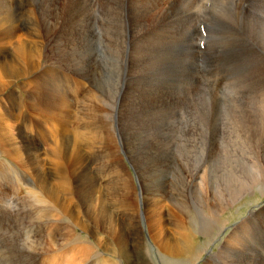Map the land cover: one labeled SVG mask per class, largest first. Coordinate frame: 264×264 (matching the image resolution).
<instances>
[{
	"label": "rangeland",
	"instance_id": "374dc122",
	"mask_svg": "<svg viewBox=\"0 0 264 264\" xmlns=\"http://www.w3.org/2000/svg\"><path fill=\"white\" fill-rule=\"evenodd\" d=\"M27 2H28V5H20V6L10 5L11 7L5 5L6 11L9 10L8 12H11V10L14 9V10H12V13H14L15 15H20V17L24 13H28V12H30L32 15L37 13L36 19L35 18H32V19L20 18L19 20H12V22L18 24L21 27V31L18 33V36H19L18 40H14V42L12 41L10 47H12L11 49H13V50L16 47V51L18 53V47L23 46V41H30L33 39L31 37V34H30L31 32H36L38 34V38L36 39V41L38 42V44H37L38 50H39V54L41 56L40 57L41 63L43 64V65L41 64L42 68L40 67V70H51V73L48 76L43 78V80L45 79V81H47V83L46 84L45 83L40 84V86H41L40 89H42V88L45 89L47 87L48 90H51L54 92L53 94H55L56 97H59L61 95L65 96L69 100V102L71 103L70 104L71 105L70 106L71 113H70L69 117L72 116V118L70 120V128L73 130H71L69 133H65V135L62 136L61 140H58V142L60 141V148H59L60 151L64 152V150L66 148L71 146L73 139H76V141L79 143V145L82 143L80 141V137L82 135L80 136L79 129H80V125L82 123H84V125H86V122H89L90 117H92L89 115H93V116L96 115V117H97L96 119L94 118V120L96 121V122H94V125L97 127L96 133H98V134H95L96 136H94L92 134V136H93V140H94L93 142L94 143L99 142V143L97 144L98 146L95 144L94 148H92V151H89L88 150L89 148H87L86 145L83 146L85 148L83 150H86V148L88 150V151H86V153H88V155H87L88 165L83 166V167L80 166L76 169V171L78 172L77 173L78 176L76 178L78 179V181L80 180L78 182V185L80 183L79 187H81L78 201H80V200L81 201L78 202L74 199L64 201L65 204L63 203V208L60 207V210H59L56 207L54 208L53 207L54 205H52V204H45L44 205V203H42L40 201V197H39L36 189H39L42 191H47V192L51 191L50 193H52V194H55V192H57L58 184L55 183V181L56 180H57V182L59 181L58 178L60 177V175H58V172H59L60 167L58 166L57 162L55 163L51 158V155L54 154V150H55V148H53V146L56 143V139L52 138L51 136H54L53 134H55L56 129L58 127H60L63 123H66L67 120L63 119L60 122V121L56 120V118H54V116L53 117L48 116V117H51V118H48L47 115L43 114L42 112L35 114L31 110V107L27 105V106H25V110H26L29 118L27 117V123H25V121H23V124L26 125L27 128L23 129L22 134H20L16 131V129H15L16 126H14L12 120H7L4 123V125L2 126V130H0V136H1L0 141L3 139L2 140L3 142L2 141L0 142L1 143L0 144V147H1L0 150L2 151V153L0 151V153H1L0 154V264H47V263L48 264H58V263L60 264V262H58L59 261L58 258L60 257L61 254L66 253L67 251H72L75 254L78 252L81 255V261L77 264H85V263L86 264H127V262L125 261L126 258L125 259L122 258L124 256L125 252L121 249V244H125L127 242V237H122L121 240H116V241H113L111 239V237L114 235L116 230L114 227H113V229L110 227V230H107V227L105 226V223L103 221V219H105L107 216L105 213L106 212L105 208H107L106 202L104 201L103 205H101V206H97V207H94L92 209L89 208V203L87 200L88 199V195H87L88 193H87V191H85L86 187H88V185H91V183L93 182L92 180H95V178H96V185L100 186V185H103L105 183V180L102 178L100 180V177H101V175H103V171H104L103 170L104 167L102 165V162L104 163V161H102V160H104V159H102V157L106 155V151L98 150L97 147H100L99 144L100 143L103 144L104 143L103 141H105L104 139L110 135H108L106 132L104 133L103 128L99 129L97 126V122H101L103 120L102 111H103V104L105 102L104 100H105L106 95H108V93H111L113 84L118 80L119 82L121 81L120 83L118 82L119 87H122V86H124L123 83L126 81L125 79H127L126 77L130 76V75H128L127 71L124 70V68L122 69L123 73H121L122 75L124 74L122 77L123 81L112 76V75H114V72H115V70H114L115 52H114L113 47H112L111 55H109L107 53L106 42H104V40L106 41L105 38L107 37V31L105 32V30L108 29L107 26H111V28H113L112 29V31H113L114 26L116 27V24H114L116 22L113 21L114 19L112 18V13L109 14V17L111 19V20H109L110 22H108V20L104 19L105 18L104 10L102 7H101V9H99L100 5H95L93 7V5H89L90 3H84V4H77L76 6L71 7V6H66V5H62V4H54L53 0H27ZM35 7H36V9H35ZM233 7H234V5H233ZM91 8H92V10H91ZM254 9H255V5H253V7H252V12L254 11ZM16 10L19 12L17 13ZM98 11L100 14L98 13ZM84 12H85V14H84ZM124 15H126V14L124 13ZM85 16H87V17L85 18ZM127 17L128 16L126 15V18ZM84 19L86 22L83 21ZM99 19H101L102 24L104 23L103 26H102V24L99 26L97 25L100 23V21H98ZM9 21H11V20H9ZM94 21H95V23H94ZM105 21H107V22H105ZM188 21H190V20H188ZM125 22H126V20H125ZM52 24L53 25L55 24V27H53ZM87 24H88V26H87ZM112 24H113V26H112ZM81 26H82V28H81ZM104 26H106V28ZM92 27H94V28H92ZM102 27L105 29H102ZM49 28L52 29V32L50 31ZM92 30H94V31H92ZM90 31H91V33H90ZM102 31L104 32V34H102ZM46 33H50L49 38H46L45 36H43ZM93 34H95V35H93ZM112 34L114 35V33L112 32L110 37L112 36ZM99 35L100 36L102 35L103 37L102 36L100 37ZM17 37H14L13 39H16ZM7 40L9 41L10 39H7ZM54 40L55 41L57 40V41L55 42ZM112 40H113V38H112ZM125 40L126 41L128 40L127 35H126ZM8 41H6V42L4 41V42L7 43ZM99 41H100V43H97ZM178 43H172L171 45H176ZM91 45H92V47H91ZM2 47H4V46L2 45ZM102 48H103V50H102ZM114 49H115V47H114ZM223 50H224V48H223ZM240 55L228 52V53H226V55L224 54L222 56L221 55L217 56L215 58L216 60L215 59L212 60L213 62L212 61L207 62L206 64L211 65V67H210V70L208 72V75L207 76L205 75V79L203 78V76L201 77L200 74H198L197 77H192V75L190 73V68L186 66L182 57H180L179 55H178L179 59L176 57L169 58L167 60L168 63H166V66L164 69H161L159 71H154V73H153L154 78H155V82L158 85V87H160V98L158 100H156V102L152 103L153 104L152 106H151L150 102H145L146 100H144V101L142 100L143 102L140 100L141 103H140V101H139V103H135L133 105L134 106L133 109L135 112H133L132 115H130L126 120V122L128 124L127 125L128 126L127 132L124 131L121 134L117 133L114 135L115 136L114 139H116L117 147L119 148V151H120V156L122 158L124 170H126V173L128 174L126 176L129 179V185H130V188L132 190L131 200H132L133 205H134V203L135 204L138 203L137 209L138 208L139 209L137 211H139V214H141V212H143V207L140 206L141 204H140L139 196L143 195L145 198L151 199V197L153 198V196H154L153 192L157 193V191H158V192L162 193L161 198L163 197L162 198L163 200L160 198L161 199L160 200V202H161L160 206L164 208V210L162 208L161 211L164 213L163 219L165 221V228L166 229L170 228L169 224L171 223V220H172L171 216L173 215V217L176 216V218L182 217L183 222H184L186 228L188 229V231L190 230V228L195 230L192 234L194 238L192 239L191 235H189L188 239H187L192 246L190 256H186V257L184 256V257H180V258H169V257L159 255L154 250L152 244L146 238V232L144 231V238H146L144 240L145 241L144 242L145 247L142 248V250L140 252V256L137 255L136 256L137 258L133 257V258H131L132 260L130 259L131 264H142V261L144 259L150 261L151 264H210V263L211 264H220L217 262V260H219V259L216 260V258H215V260L210 261L209 260L210 254H212V255L214 254L215 256H217L216 254H217V252H219L220 246H223L224 242H226V239L230 236L232 231L237 230L238 226L241 227V225H247V224L249 225V227L252 226V231L247 233L249 235V237H248V235L246 236L248 242L246 239H245V241L243 240L244 243H241L240 248H238V250H235L237 252L231 251L228 253V251L225 250L228 254L224 253L223 255L225 257H226V255H228L227 261L231 264H264V224H263L264 223V183H260L258 185H255L254 188L252 189V193L244 195L237 202L235 201L234 204H232L231 206H227L224 210H222L223 209L222 205L225 206L226 202L229 203L230 200H233L234 198H236L237 193L242 190L244 184H247L250 181H252L253 179H255V176H257L256 174L264 177V165H263L264 164V160H263L264 159V120H263L264 119V117H263L264 116V78H263L264 77V70L262 68L258 67L257 64L255 63V62H257V63L263 62V60H261L262 55L256 56V54H254L252 57L247 55L246 53H242ZM108 57H110V58H108ZM219 57L222 58L225 61V63ZM239 57L240 58L242 57L241 58L242 60ZM246 58H248V60H246ZM106 59H108V60L110 59V61L108 62V60H106ZM156 59H161V58L157 56L154 58V60H156ZM238 59H240V60H238ZM243 59H245V60H243ZM251 59L255 61V62H253V64H251L252 63ZM110 62H111V67H112V68L111 67L110 68L112 71L109 69L107 70V66H109ZM105 63H107V64H105ZM219 63H220V65H219ZM247 63H249V64L246 65ZM199 64H200V62H199ZM176 66H179V67H176ZM58 67H60V68H58ZM167 67L168 68L170 67V68L168 69ZM249 67H250V69H248ZM256 67L259 71L256 69ZM250 70H252L253 72L252 71L250 72ZM107 71L110 74H111V72L113 73L111 75L112 80L110 79L109 83L107 80L108 76H106ZM254 71H256V72L254 73ZM156 72H158V73L156 74ZM173 72H174V74H173ZM158 76H160L159 79L157 78ZM166 77H168V78H166ZM256 77L258 79L261 78V81L258 80ZM104 80H105V82H104ZM106 81H107V83H106ZM92 82H93V84H92ZM163 82L165 84H163ZM168 82L169 83L172 82V83L169 84ZM261 82H262V84H261ZM167 83H168V85H167ZM257 83H260V84H257ZM22 84H23V80H18L16 82L12 83V85L9 87V89L11 88L10 89L11 91L9 89H7V90L2 92L5 97H7L6 95L11 92L8 95V96H10V97H8L9 102L16 101V98L18 99V96H19L18 100L23 101V98L26 96L25 94L28 93L29 91L22 92V90H20L22 87ZM82 84H83V86H82ZM165 85H167V86L165 87ZM74 86L75 87L77 86L76 88H78V89H76ZM168 86L170 88H168ZM89 88L93 91V93H92V91H90ZM47 89H45V90L48 92ZM171 90H173V91L170 92ZM79 91H80V93H78ZM84 91H86V93L87 92H89V93L85 96V98L82 101L81 100L82 93L86 94ZM168 91H169V93H168ZM95 92H97V93H95ZM94 93L98 97L101 96L102 98L99 97L101 100H103V99L104 100L99 102L100 99L97 98V96ZM88 95L95 101L93 102V100L91 98L89 99ZM169 95L170 96L172 95L171 97H174V98L171 99V97ZM250 95H251V97H250ZM41 96H43V97H41ZM45 96H44V94L41 93V95L39 96V99H41L40 100L41 102L44 101L43 98ZM168 98L171 100H169ZM39 99L36 102V108H38L37 103H40ZM150 99H153V96H151ZM161 99H162V101H161ZM159 100L161 103H159ZM172 100H174V101L172 102ZM185 101H187V102H185ZM90 102L92 104H90ZM96 102H98L99 106H95V105H97ZM101 102H103V104H101ZM11 103H13V102H11ZM81 103H83V105ZM167 103H169V104H167ZM86 104H88V105H86ZM160 104H162V105H160ZM178 105H180V106H178ZM97 107H99V109ZM89 109L91 110L90 112H89ZM37 110H41V109L39 108ZM99 110H100V112H99ZM83 111H84V114H83ZM92 111H94V112H92ZM96 111L99 112V113H97V114H100L99 116H97ZM175 111H177V113ZM245 111H248V112L245 113ZM85 112H86L87 116L85 115ZM171 114L173 117H171ZM211 114H212V116H211ZM83 115H85V116L83 117ZM189 116H191V118ZM243 116H245V117H243ZM214 117L216 119H214ZM248 117L251 119H249ZM220 119H222V121ZM243 119H244V122H243ZM172 120H174V121L172 122ZM186 120H189V121H187L188 123L186 122ZM218 120H219V122H217ZM234 120H237V121H234ZM110 121L113 122L114 126L121 129V124H119V122L121 121V123L123 125V120L121 118L115 117V115H114V118L110 119ZM212 121H214V123ZM28 122H29V124H28ZM220 122H223V123L225 122L226 125H225V123H224V125L227 126V128L223 124H221ZM231 122H233L235 126H237V124L239 123V127L241 126L240 130H238L239 129L238 126L235 127L233 125V123H231ZM236 122H237V124H235ZM178 123H179V125H178ZM8 124H9V126H8ZM214 124H216V125H214ZM217 124L219 125V127ZM256 124H257V127H256ZM199 125H201L205 129H203ZM222 125H223L224 129L221 127ZM129 126H130V128H129ZM229 126H230V128H229ZM242 126H243V128H242ZM247 126H248V128H246ZM102 127H103V123H102ZM131 127H135L136 131H134V129H131ZM220 127H221V129H220ZM233 127L236 128V130H234ZM6 130H7V132H5ZM221 130H222V132H221ZM223 130H224V132H223ZM243 130H244V132H243ZM98 131H100V132H98ZM207 131L209 132V134H207L208 133ZM246 131H249V132H246ZM2 132H4V133H2ZM240 132H242L244 134H242ZM7 133H9V134H7ZM70 133H71V135H70ZM99 133H101V134H99ZM180 133H181V135H180ZM195 134H196V136H195ZM9 135H11V136H9ZM15 135L23 136L24 138L26 137L27 141L23 137H19L22 139V141H21L22 144H20L19 147H21L20 149L22 150V152L24 154L22 153V155H21L22 157L21 156L16 157L13 155L12 152H10V154L15 157V158L13 157L11 160V156L7 155L8 157H6L5 152H4V148L6 150H8L7 145L9 144V140L11 139L10 137H12V136L14 137ZM121 135H123V136H121ZM17 136H15V137H17ZM102 137H104V138H102ZM19 138L17 140H19ZM70 138H72V139H70ZM126 139H127V141H126ZM121 140H124V142ZM125 141H126V144H125ZM4 143L6 144V146ZM106 143H107V140H106ZM121 143H123V144H121ZM127 143H129V144H127ZM172 144L175 146H173ZM123 145H125V146H123ZM126 146H128V147L132 146V147H129L130 149H128V147H126ZM168 146H170V147H168ZM132 149H133V151H132ZM50 150H52L53 153H51ZM214 150H217V151H215L216 153L214 152ZM128 151H129V153H128ZM121 152L122 153L124 152V153L121 154ZM145 152H147V153H145ZM49 154H50V156H48ZM92 154H94V155H92ZM35 155H41L39 157L40 160L38 159L36 161V158H34ZM89 155L90 156L92 155V156L89 158ZM124 155H127V157H129L130 161L133 162V163L132 162L131 163L133 164L135 171L137 173V176L139 179L138 181H137V179H135L136 178L135 171L133 170L131 165L128 163V161L125 159ZM225 155H229V156H225ZM132 156H134L133 159H132ZM47 157H48V159H46ZM92 157H95V158H92ZM225 157H227V158H225ZM228 157L229 158L232 157V158H230L231 160H229ZM19 158L21 159V161ZM50 158H51V161H50ZM14 159H17V160H14ZM18 159L20 162L18 161ZM29 160H31V161H29ZM90 160H91V162H90ZM92 160H93V162H92ZM95 160L99 161L101 163L99 164ZM133 160H135V161H133ZM223 160H224V162H223ZM255 161L257 162V164L255 163ZM145 162H146V164H145ZM26 163L29 164L28 165L29 167L26 165ZM37 163L43 167H40ZM51 163H54L56 165L51 164ZM92 163H94V164H92ZM206 163L209 166H204V165H206ZM98 164H99V166H98ZM46 165H47V167H46ZM31 166L34 168H32ZM50 166H52V167H50ZM101 166H102V168L100 169L99 167H101ZM35 167H36V169H35ZM44 167H45V169H44ZM95 167H96V170L98 169L97 170L98 173L96 171H95L96 173L94 172ZM237 167H238V169H237ZM258 167H260V168H258ZM46 168H47V171H46ZM48 169L49 170L54 169L53 172L58 170V171H56L57 175L55 173H53L52 171H49ZM84 169L87 171H85ZM99 169H100V172L102 174L99 172ZM239 169H241L240 171L242 173L239 171ZM20 170H21V172H20ZM28 170H29V172H27ZM40 170H42V171L40 172ZM90 170H91V173L89 172ZM146 170L148 173L146 172ZM230 170H232L233 172ZM92 171L94 174L92 173ZM255 172H258V173H255ZM40 173L42 174V176H40L41 175ZM138 173L140 176L138 175ZM142 173H144V174H142ZM146 173H147V175H145ZM213 173H214V175H213ZM253 173H254V175H253ZM262 173H263V175H262ZM29 174L31 176H29ZM82 174L84 175L83 177H81ZM191 174H193V175H191ZM240 174H241V176H240ZM69 175H70V172H69ZM69 175H68V177H69ZM94 175H97L98 177L97 176L94 177ZM162 175H163V177H162ZM233 175H235V176H233ZM43 176H45L47 178H45V177L43 178ZM182 176H184V177H182ZM208 176H210L212 179ZM212 176H214V177H212ZM229 176H230V178H229ZM52 177H54V178H52ZM79 177H81V178H79ZM246 177H248V178H246ZM233 178H236V179H233ZM82 179L84 182L82 181ZM197 179H198V181H197ZM42 180L44 182H42ZM205 180H207V184H206ZM226 181L229 183L227 184ZM139 182H141V184ZM142 182H143V184H142ZM46 184H47V186H46ZM139 184H140V191L138 188ZM54 185H56V186H54ZM165 185H166V187H165ZM160 186H161V188H159ZM256 186H258V187H256ZM43 187L45 188V190ZM110 187H112V186H110ZM110 187L107 186V190L104 189L103 191L102 190L99 191L100 193L102 192L103 194H105V196H107L108 200L110 199V191H111ZM141 187H145V188H141ZM152 187L154 189H152ZM200 187H201V189H200ZM47 189H49V190H47ZM147 191H153V192L151 193V192H147ZM210 191H211V193H210ZM146 192H147V194H146ZM66 194H67V192H66ZM163 194L165 195V197ZM158 195L160 196V194H158ZM221 195H223V196H221ZM136 198L138 199V202L135 201ZM83 200H85V201H83ZM200 200H201V202H200ZM71 201H73V203H74L73 205L76 208H78V209L74 208L73 212H71L69 210L67 211V208H66L67 206H69V208L74 207L72 205ZM191 202H193V203H191ZM178 203L181 205H179ZM42 204H43V206H42ZM80 204H82V205H80ZM50 205H52V206H50ZM70 205H72V206H70ZM196 205H198L199 208H198V206L195 207ZM84 207H86V209ZM171 207H173V208H171ZM181 208H182V210H181ZM195 208L197 211L195 210ZM46 209L47 210L49 209L52 211L48 210L49 211L48 212ZM55 210L56 211L59 210V211L56 212ZM98 210H99V212H98ZM83 211H84V213H83ZM41 212L46 213V214H42ZM67 212L68 213L69 212L74 213V216H72L73 214H71V213L68 214ZM57 213H59L61 215H56ZM65 213H67L68 216ZM196 213H197V216H196ZM53 214H54L55 218H53ZM76 214H78V215H76ZM170 214H171V216H170ZM42 215H44V216H42ZM63 215H65V216H63ZM97 215H98V217H97ZM39 216H42V217L39 218ZM58 216H59L60 220L56 219ZM75 216H76V218H74ZM78 216H82V217L80 218ZM43 217L46 219H44ZM50 217L53 218V220L56 219V221L54 220V222H57V223L54 224V222H52L53 223L52 224L50 221H48L51 219ZM199 217H201L204 220V222H203V227L198 228V230H197V228H195V227H196V225H199L198 219H197ZM67 218H68V221H67ZM78 219H80V220H78ZM70 220H72L73 222ZM86 220H87V222H86ZM247 220H249V221H247ZM41 221L44 223H42ZM45 221L47 223H45ZM51 221H52V219H51ZM76 221H78V223ZM79 221H80V224H79ZM61 222H62V224H61ZM65 224H67V225H65ZM68 224H69L70 228L71 227L73 228V229H71L72 231L68 227ZM97 224L99 227L97 226ZM141 224L144 227V224L143 223H141ZM41 225L42 226L46 225V227H44V226L41 227ZM60 225H62V229H61ZM73 225L77 228H74ZM58 227H59V229H58ZM64 228H66L67 231L66 230L64 231ZM51 229L53 232L52 234H51ZM60 229L63 230L62 232L66 233V235L61 233ZM54 232H56V233H54ZM59 232H60V234H59ZM67 233H69L71 235H69ZM62 234H63V237L65 236L64 238L62 236H60ZM32 236H34V237H32ZM73 236L75 239L73 238ZM47 237H49V239H50L49 241H48ZM67 237L68 238L70 237V238L66 240ZM202 237H203V239H202ZM81 238H83V239H81ZM213 238H216L218 240V242H215V244H214L213 240H211ZM70 239H72V240H70ZM45 240H47L48 242ZM51 240H52V242H51ZM46 244L47 245L50 244L48 246V249L52 250V252L48 253L50 250L48 251V249L45 247V246H47ZM43 245H44V247H42ZM74 245L77 246V248H75ZM204 245H206V246H204ZM68 246H70V247H68ZM54 247H56V248H54ZM197 247L201 248V249H198ZM61 248H62V250H61ZM45 249H47V250H45ZM67 249H69V250H67ZM37 250H40L42 253L41 252L39 253V251H37ZM42 250H44V251H42ZM197 250H198V253H197ZM201 250H205L206 252L201 254V256L198 258V260L200 259L199 261L197 260L194 262V259L196 258V256L199 254V251H201ZM36 252H38V253H36ZM45 252H47V253H45ZM229 254L232 257H230ZM50 255L51 256L53 255V256L51 257ZM224 256H222V257H224ZM46 258L47 259L48 258L53 259L54 263H49V259L47 260ZM55 258H57V259H55ZM91 258H92V260H91ZM121 258H122V260H121ZM164 258H166L167 260H164ZM213 258H214V256H213ZM43 259L45 260V262L43 261ZM54 259L57 263H55ZM207 259H208V261H207Z\"/></svg>",
	"mask_w": 264,
	"mask_h": 264
},
{
	"label": "bare ground",
	"instance_id": "6f19581e",
	"mask_svg": "<svg viewBox=\"0 0 264 264\" xmlns=\"http://www.w3.org/2000/svg\"><path fill=\"white\" fill-rule=\"evenodd\" d=\"M39 3V2H38ZM54 4H62V5H66V6H76L77 4H84V3H90L89 5H93V7L95 5H100L99 9H101V7L104 10V16L106 20H108V22H110L109 20V14L112 13V18L114 19L113 21H115L116 23V27L114 26V30L112 31L113 28H111V26H107L108 29L105 30V32L107 31V37L105 38L106 41L104 40V42H106V50L107 53L109 55H111V49L113 47V50L115 52V60H114V75H112L113 73L111 72V74L107 71V80L108 83L111 79V75L113 77L118 78L119 80H122L123 75L121 73L122 69L124 68V70L127 71L128 77H126L127 79H125L122 87H119V82L118 80L113 84L112 86V91L111 93H108V95H106L105 97V102L103 104V102H101V104H103V111H102V117H103V122H97V126L99 129H104V133L106 132L108 135L103 141V144H99L100 147H97L98 150H104L106 151V155L102 157V161H104V163L102 162V165L104 167V171H103V175H101V178L105 180V183L103 185H96V178L95 180H92L93 182L91 183V185H88V187H86L87 191V195H88V203H89V208H94L97 206H101L103 205L104 201L107 204V208H105V213H106V218L103 219L105 226L107 227V230H110V227L113 229V227L115 228V233L114 235L111 237V239L113 241L116 240H121L122 237H127V242L125 244H121V249L125 252L124 256L122 257L123 259H125V261L127 262V264H131L130 263V259L133 257H136L137 255L140 256V252L142 250V248L145 247L144 244V240L147 238L148 241L152 244L154 250L162 256L165 257H169V258H180V257H186V256H190L191 250H192V246L190 244V242L187 240L188 236L191 235V238L193 239V232L195 231L194 229L190 228V230L188 231V229L186 228L182 217L181 218H176L173 217V215L170 216L172 217L171 223L169 224V229L165 228V221L163 219V212L161 211V209L163 207L160 206V200L163 198H161V194L160 192L157 191L153 192V191H147V192H153L154 196L153 198L151 197V199L145 198L143 195L139 196L140 198V206L143 207V212H141V214H139V211H137V204L138 203H132L131 197H132V190L130 188L129 185V179L126 175H128L126 173V170H124L123 167V162H122V158L120 156V151L119 148L117 147V142L116 139H114V135L117 133H122V132H127L128 130V124L126 122L127 118L132 115L134 111V104L135 103H139V101L141 100H146L145 102H150L151 106L153 105L152 103L156 102V100H158L160 98V87H158V85L155 82V78H154V71H159L161 69H164L166 66L167 60L169 58L172 57H176L178 58V55L180 57H182L183 61L185 62L186 66L190 68V73L192 75V77H197L198 74L201 73L202 67L199 64L200 62V56H204L205 57V61L207 62H211L212 60H214L217 56L219 55H226V53H233V54H242V53H246L249 56H253L254 54L257 55H262L261 56V60H263V62H255L254 60H252V63L255 62L257 64L258 67L262 68L264 70V0H53ZM5 5L6 6H10V5H16V6H20V5H28L27 0H0V130H2V126L4 125V123L7 120H12L13 124L16 129V131L20 134H22L23 129H26V125L23 124V121H25V123H27V117L28 114L25 110V106H30L31 110L33 111V113L38 114L40 112H42L43 114L48 116H54V118H56V120L60 121L63 119H66V123H61L62 125L60 127H58L55 131V134H53L54 136H51L52 138L56 139V143L53 146V148H55L54 150V154L51 155L52 160L60 167L59 168V172L58 175H60V177L58 178L59 181L57 182V180L55 181V183L58 184L57 186V192H55V194H52L50 192L47 191H42L39 189H36L39 197H40V201L42 203L45 204H52L54 205L53 207L57 208L60 210V207L63 208V203L64 201H68V200H79V195H80V189L81 187H79L78 185V179L76 178L78 176V172L76 171V169L80 166H87L88 165V160H87V155L88 153H86V151H92V148H94L95 144L97 145L98 143H94L93 141V136H96L95 134L97 131V127L94 125V122H96L94 120V118L96 119V115H89L92 116L89 119V122H86V125H84V123H82L80 125V129H79V134H80V141L82 142L80 145L79 143L76 141V139L72 140V144L71 146H69L68 148H66L64 150V152L60 151V141L58 142V140H61L62 136L65 135V133H69L71 130L70 128V120L72 118L69 117L71 111H70V102L69 100L65 97V96H59L56 97L55 94H53L54 92L51 90H48L47 87L45 89L48 90V92L42 88L40 89V84L42 83H47V81H45V79L43 80L44 77L48 76L51 73V70H40L41 67V56L39 54V50H38V42L36 41V39L38 38V34L36 32H31V37L33 38L30 41H23V46L18 47V53L16 51V47L13 49H11V42L14 40H18L19 36L18 33L21 31V27L12 22V20H19L20 18H27V19H32V18H37L36 15L37 13H35L34 15H32L30 12L28 13H24L21 17L20 15H15L14 13H12V9L11 12H8L5 10ZM30 5V4H29ZM234 5V7H233ZM253 5H255V9L252 12V7ZM11 7V6H10ZM80 7V6H79ZM233 8V9H232ZM7 9V8H6ZM33 9V8H32ZM36 9V7H35ZM39 9V8H38ZM64 9V8H63ZM77 9V8H76ZM84 9V8H83ZM75 10V9H74ZM78 10V9H77ZM85 10V9H84ZM88 10V9H87ZM92 10V8H91ZM263 10V11H262ZM17 11V10H16ZM15 11V12H16ZM23 11V10H22ZM79 11V10H78ZM81 11V10H80ZM86 11V10H85ZM100 11V10H99ZM98 11V13H99ZM14 12V11H13ZM19 11H17L18 13ZM90 12V11H89ZM94 12V11H93ZM97 12V11H96ZM82 13V12H81ZM87 13V12H86ZM124 13L128 16L126 18V15H124ZM58 14V13H57ZM83 14V13H82ZM85 14V12H84ZM100 14V13H99ZM61 15V14H60ZM87 15V14H86ZM95 15V14H94ZM100 16V15H99ZM56 17V16H55ZM87 16H85L86 18ZM101 18V17H100ZM90 19V18H89ZM11 20V21H9ZM91 20V19H90ZM126 20V22H125ZM190 20V21H188ZM79 21V20H78ZM85 21V19L83 20ZM98 21H100L99 24H97L98 26L101 25V19H99ZM86 22V21H85ZM107 22V21H105ZM51 23V22H50ZM63 23V22H62ZM95 23V21H94ZM93 23V24H94ZM112 23V22H111ZM66 24V23H65ZM84 24V23H83ZM104 24V23H103ZM102 24V26H103ZM109 24V23H108ZM21 25V24H20ZM53 27H55V24L53 25ZM61 26V25H60ZM88 26V24H87ZM91 26V25H90ZM97 26V27H98ZM106 26H104L106 28ZM113 26V24H112ZM199 26L203 27L204 29V34L200 33L199 30ZM82 28V26H81ZM91 28V27H90ZM94 28V27H92ZM102 27V29H105ZM50 31L52 32V29L49 28ZM77 29V28H76ZM88 29V28H87ZM86 29V30H87ZM99 29V28H98ZM101 29V28H100ZM59 31V30H58ZM75 31V30H74ZM81 31V30H80ZM94 31V30H92ZM26 32V31H25ZM100 32V31H99ZM114 33V35L112 34V36L110 37L111 33ZM89 33V32H88ZM87 33V34H88ZM91 33V31H90ZM96 33V32H95ZM102 34H104V32L102 31ZM89 35V34H88ZM95 35V34H93ZM126 35L128 37V40L126 41ZM18 36V37H17ZM46 38L50 37V33H46L45 35ZM84 36V35H83ZM90 36V35H89ZM100 36V35H99ZM102 36V35H101ZM100 36V37H101ZM14 37H17L16 39H13ZM98 37V36H97ZM103 37V36H102ZM12 38V39H11ZM27 38V37H26ZM52 38V37H51ZM89 38V37H88ZM92 38V37H91ZM113 38V40H112ZM7 39H10L9 41ZM78 39V38H77ZM100 39V38H99ZM103 39V38H102ZM50 40V39H49ZM6 41H8L7 43H5ZM55 41V40H54ZM57 41V40H56ZM55 41V42H56ZM94 41V40H93ZM102 41V40H101ZM103 42V43H104ZM179 42V43H178ZM202 42L203 43V50L201 51L198 43ZM91 43V42H90ZM89 43V44H90ZM97 43H100L97 42ZM172 43H178L176 45H171ZM18 44V43H17ZM56 44V43H55ZM54 44V45H55ZM2 45L4 47H2ZM101 45V44H100ZM99 45V46H100ZM104 45V44H103ZM96 46V45H95ZM105 46V45H104ZM14 47V46H13ZM92 47V45H91ZM115 47V49H114ZM64 48V47H63ZM224 48V50H223ZM94 49V48H93ZM92 49V50H93ZM99 49V48H98ZM76 50V49H75ZM103 50V48H102ZM91 51V50H90ZM98 51V50H97ZM95 52V51H94ZM103 52V51H102ZM105 52V51H104ZM202 52V53H200ZM55 54V53H54ZM81 54V53H80ZM53 56V55H52ZM94 56V55H93ZM160 57L161 59H156L154 60L155 57ZM233 56V55H232ZM241 56V55H240ZM245 56V55H244ZM57 57V56H56ZM111 57V56H110ZM108 57V58H110ZM103 58V57H102ZM220 58V57H219ZM226 58V57H225ZM240 58V57H239ZM242 58V57H241ZM240 58V59H241ZM179 59V58H178ZM222 59V58H220ZM234 59V58H233ZM238 59V60H240ZM94 60V59H93ZM103 60V59H102ZM108 60V59H106ZM216 60V59H215ZM242 60V59H241ZM245 60V59H243ZM246 60H248V58H246ZM70 61V60H69ZM79 61V60H78ZM110 61V59L108 60V62ZM170 61V60H169ZM181 61V60H180ZM179 61V62H180ZM222 61H224L222 59ZM103 62V61H102ZM107 62V63H108ZM213 62V61H212ZM215 62V61H214ZM243 62V61H242ZM105 63V64H107ZM217 63V62H216ZM225 63V61H224ZM245 63V62H244ZM92 64V63H91ZM228 64V63H227ZM242 64V63H241ZM249 63H247L246 65H248ZM250 64V65H251ZM43 65V64H42ZM47 65V64H46ZM56 65V64H55ZM54 65V66H55ZM67 65V64H66ZM173 65V64H172ZM176 65V64H175ZM174 65V66H175ZM220 65V63H219ZM245 65V64H244ZM249 65V66H250ZM255 65V64H254ZM253 65V66H254ZM57 66V65H56ZM91 66V65H90ZM218 66V65H217ZM224 66V65H223ZM77 67V66H76ZM104 67V66H103ZM111 62L109 64V66H107V70H111ZM179 67V66H176ZM211 65H207L206 66V76L208 75V72L210 70ZM225 67V66H224ZM243 67V66H242ZM42 68V67H41ZM60 68V67H58ZM94 68V67H93ZM100 68V67H99ZM168 68V67H167ZM170 68V67H169ZM168 68V69H169ZM213 68V67H212ZM211 68V69H212ZM69 69V68H68ZM75 69V68H74ZM215 69V68H214ZM221 69V68H220ZM245 69V68H244ZM250 69V67L248 68ZM254 69V68H253ZM257 69V67H256ZM255 69V70H256ZM54 70V69H53ZM67 70V69H66ZM86 70V69H85ZM99 70V69H98ZM258 70V69H257ZM261 70V69H260ZM112 71V70H111ZM166 71V70H165ZM216 71V70H215ZM221 71V70H220ZM244 71V70H243ZM252 70H250L251 72ZM259 71V70H258ZM257 71V72H258ZM64 72V71H63ZM71 72V71H70ZM101 72V71H100ZM183 72V71H182ZM253 72V71H252ZM256 71H254L255 73ZM263 72V71H262ZM158 72H156L157 74ZM162 73V72H161ZM181 73V72H180ZM253 73V74H254ZM85 74V73H84ZM164 74V73H163ZM170 74V73H169ZM168 74V75H169ZM172 74V73H171ZM174 74V72H173ZM222 74V73H221ZM252 74V73H251ZM52 75V74H51ZM105 75V74H104ZM229 75V74H228ZM174 76V75H173ZM105 77V76H104ZM112 77V78H113ZM172 77V76H171ZM211 77V76H210ZM260 77V76H259ZM101 78V77H100ZM158 79L160 78V76L157 77ZM156 78V79H157ZM168 78V77H166ZM214 78V77H213ZM220 78V77H219ZM254 78V77H253ZM257 78V77H256ZM264 78V77H263ZM164 79V78H163ZM174 79V78H173ZM255 79V78H254ZM258 79V78H257ZM256 79V80H257ZM18 80H23V84L20 90H22V92H27L22 100H18L16 98V101H11L9 102L8 96L9 94H7L5 97L4 94L2 93L3 91L9 89V87L12 85V83L18 81ZM112 80V79H111ZM162 80V79H161ZM168 80V79H167ZM222 80V79H221ZM261 81V78L258 79ZM55 81V80H54ZM103 81V80H102ZM123 81V80H122ZM163 81V80H162ZM166 81V80H165ZM259 81V82H260ZM105 82V80H104ZM119 82V83H118ZM161 82V81H160ZM173 82V81H172ZM171 82V83H172ZM213 82V81H212ZM90 83V82H89ZM107 83V81H106ZM113 83V82H112ZM158 83V82H157ZM169 83V82H168ZM167 83V85H168ZM169 83V84H171ZM244 83V82H243ZM18 84V83H17ZM21 84V83H20ZM74 84V83H73ZM80 84V83H79ZM93 84V82H92ZM91 84V85H92ZM95 84V83H94ZM163 84H165L163 82ZM162 84V85H163ZM185 84V83H184ZM260 84V83H257ZM256 84V85H257ZM262 84V82H261ZM81 85V84H80ZM165 85V87L167 86ZM17 86V85H16ZM79 86V85H78ZM83 86V84H82ZM161 86V85H160ZM170 86V85H169ZM168 86V88H170ZM259 86V85H258ZM263 86V85H262ZM67 87V86H66ZM75 87V86H74ZM77 87V86H76ZM75 87V88H76ZM80 87V86H79ZM96 87V86H95ZM162 87V86H161ZM226 87V86H225ZM184 88V87H183ZM244 88V87H243ZM11 89V88H10ZM9 89V90H10ZM13 89V88H12ZM72 89V88H71ZM78 89V88H76ZM75 89V90H76ZM80 89V88H79ZM90 89V88H89ZM104 89V88H103ZM167 89V88H166ZM180 89V88H179ZM15 90V89H14ZM183 90V89H182ZM11 91V90H10ZM50 91V92H49ZM73 91V90H72ZM90 91H92L90 89ZM104 91V90H103ZM173 90H171L170 92H172ZM86 93V91H84ZM105 92V91H104ZM180 92V91H179ZM182 92V91H181ZM249 92V91H248ZM6 93V92H5ZM17 93V92H16ZM42 94H44V101L41 102L39 99V96ZM73 93V92H72ZM75 93V92H74ZM80 93V91L78 92ZM89 92H87L86 94L82 93V98L81 100L83 101V99L85 98V96L88 94ZM93 93V91H92ZM97 93V92H95ZM94 93V94H95ZM169 93V91H168ZM15 94V93H14ZM93 94V95H94ZM105 94V93H104ZM171 94V93H170ZM181 94V93H180ZM237 94V93H236ZM242 94V93H241ZM59 95V94H58ZM96 95V94H95ZM167 95V94H166ZM165 95V96H166ZM182 95V94H181ZM89 96V95H88ZM97 96V95H96ZM103 96V95H102ZM153 96V99H150V97ZM168 96V95H167ZM170 96V95H169ZM172 96V95H171ZM170 96V97H171ZM209 96V95H208ZM43 97V96H41ZM101 97V96H99ZM97 96V98H99ZM184 97V96H183ZM239 97V96H238ZM251 97V95H250ZM249 97V98H250ZM91 97L89 96V99ZM102 98V97H101ZM162 98V97H161ZM165 98V97H164ZM167 98V97H166ZM174 97H171V99H173ZM39 99L40 103L38 104V108H36V102ZM92 99V98H91ZM100 99V98H99ZM163 99V98H162ZM161 99V101H162ZM169 99V98H168ZM169 99V100H171ZM217 99V98H216ZM93 100V99H92ZM103 100H99L103 101ZM166 100V99H165ZM86 101V100H85ZM91 101V100H90ZM95 100H93L94 102ZM140 101V103H141ZM142 101V102H143ZM174 100H172L173 102ZM87 102V101H86ZM176 102V101H175ZM187 102V101H185ZM85 103V102H84ZM159 103L160 100H159ZM83 105V103H81ZM90 104H92L90 102ZM97 105L95 106H99L98 102H96ZM100 104V105H101ZM164 104V103H163ZM169 104V103H167ZM174 104V103H173ZM206 104V103H205ZM242 104V103H241ZM253 104V103H252ZM88 105V104H86ZM85 105V106H86ZM162 105V104H160ZM260 105V104H259ZM262 105V104H261ZM137 106V105H136ZM139 106V105H138ZM149 106V105H148ZM170 106V105H169ZM175 106V105H174ZM180 106V105H178ZM253 106V105H252ZM257 106V105H256ZM88 107V106H87ZM150 107V106H149ZM165 107V106H164ZM168 107V106H167ZM246 107V106H245ZM41 109V110H37V109ZM94 108V107H93ZM99 109V107H97ZM187 108V107H186ZM256 108V107H255ZM97 109V110H98ZM101 109V108H100ZM167 109V108H166ZM239 109V108H238ZM241 109V108H240ZM136 110V109H135ZM172 110V109H171ZM186 110V109H185ZM189 110V109H188ZM260 110V109H259ZM28 111V110H27ZM30 111V110H29ZM91 110L89 109V112ZM145 111V110H144ZM179 111V110H178ZM94 112V111H92ZM100 112V110H99ZM98 111H96V114L99 113ZM172 112V111H171ZM177 113V111H175ZM248 111H245V113ZM210 113V112H209ZM254 113V112H253ZM31 114V113H30ZM84 114V111H83ZM91 114V113H90ZM175 114V113H174ZM185 114V113H184ZM189 114V113H188ZM197 114V113H196ZM204 114V113H203ZM251 114V113H250ZM82 115V114H81ZM86 115V112H85ZM83 115V117L85 116ZM100 114H97V116H99ZM115 117L121 118L123 120V125L121 123V121L119 122V124H121V129H119L118 127L114 126L113 124V120L110 121V119H113ZM253 115V114H252ZM87 116V115H86ZM179 116V115H178ZM212 116V114H211ZM220 116V115H219ZM248 116V115H247ZM74 117V116H73ZM101 117V116H100ZM171 117L172 114H171ZM176 117V116H175ZM191 118V116H189ZM233 117V116H232ZM242 117V116H241ZM245 117V116H243ZM264 117V116H263ZM29 118V117H28ZM51 118V117H48ZM53 118V119H54ZM82 118V117H81ZM99 118V117H98ZM146 118V117H145ZM169 118V117H168ZM177 118V117H176ZM249 118V117H248ZM52 119V120H53ZM87 119V118H86ZM117 119V118H116ZM178 119V118H177ZM188 119V118H187ZM214 119H216L214 117ZM213 119V120H214ZM236 119V118H235ZM251 119V118H249ZM248 119V120H249ZM50 120V119H49ZM80 120V119H79ZM190 120V119H189ZM189 120H186L189 121ZM200 120V119H199ZM222 121V119H220ZM225 120V119H224ZM230 120V119H229ZM228 120V121H229ZM247 120V119H246ZM253 120V119H252ZM264 120V119H263ZM98 121V120H97ZM130 121V120H129ZM174 120H172L173 122ZM226 121V120H225ZM227 121V122H228ZM237 121V120H234ZM251 121V120H250ZM83 122V121H82ZM214 123V121H212ZM219 122V120L217 121ZM216 122V123H217ZM244 122V119H243ZM249 122V121H248ZM261 122V121H260ZM12 123V122H11ZM51 123V122H50ZM56 123V122H55ZM58 123V122H57ZM102 123H103V127H102ZM130 123V122H129ZM188 123V122H187ZM191 123V122H190ZM211 123V122H210ZM221 124L224 125L223 122H220ZM233 123V122H231ZM257 123V122H256ZM29 124V122H28ZM118 124V123H117ZM132 124V123H131ZM174 124V123H173ZM212 124V123H211ZM220 124V125H221ZM230 124V123H229ZM237 124V122L235 123ZM251 124V123H250ZM253 124V123H252ZM258 124V123H257ZM256 124V127H257ZM116 125V124H115ZM130 125V124H129ZM133 125V124H132ZM131 125V126H132ZM179 125V123H178ZM187 125V124H186ZM185 125V126H186ZM190 125V124H189ZM210 125V124H209ZM216 125V124H214ZM218 125V124H217ZM223 125L221 126L223 128ZM226 125V123H225ZM224 125V126H225ZM234 125V123H233ZM9 126V124H8ZM13 126V125H12ZM13 126V127H14ZM146 126V125H145ZM149 126V125H148ZM201 126V125H199ZM235 126V125H234ZM237 126L239 127V123L237 124ZM235 126V127H237ZM11 127V126H10ZM52 127V126H51ZM202 127V126H201ZM206 127V126H205ZM211 127V126H210ZM209 127V128H210ZM216 127V126H215ZM219 127V125H218ZM220 127V129H221ZM227 128V126H225ZM130 128V126H129ZM203 128V127H202ZM213 128V127H212ZM230 128V126H229ZM228 128V129H229ZM234 128V127H233ZM241 126L239 127L238 130H240ZM243 128V126H242ZM245 128V127H244ZM248 128V126L246 127ZM261 128V127H260ZM131 129H134V131H136L135 127H131ZM205 129V128H203ZM224 129V128H223ZM195 130V129H194ZM211 130V129H210ZM232 130V129H231ZM234 130H236V128H234ZM101 131V130H100ZM98 131V132H100ZM159 131V130H158ZM169 131V130H168ZM172 131V130H171ZM206 131V130H205ZM227 131V130H226ZM230 131V130H229ZM7 132V130L5 131ZM14 132V131H13ZM102 132V133H103ZM183 132V131H182ZM194 132V131H193ZM208 132V131H207ZM222 132V130H221ZM224 132V130H223ZM231 132V131H230ZM235 132V131H234ZM244 132V130H243ZM249 132V131H246ZM245 132V133H246ZM4 133V132H2ZM1 133V134H2ZM16 133V132H15ZM205 133V132H204ZM218 133V132H217ZM229 133V132H228ZM238 133V132H237ZM242 133V132H240ZM257 133V132H256ZM6 134V133H5ZM9 134V133H7ZM12 134V133H11ZM101 134V133H99ZM165 134V133H164ZM172 134V133H171ZM209 134V132L207 133ZM211 134V133H210ZM214 134V133H213ZM223 134V133H222ZM221 134V135H222ZM244 134V133H242ZM4 135V134H3ZM13 135V134H12ZM71 135V133H70ZM104 135V134H103ZM135 135V134H134ZM133 135V136H134ZM181 135V133H180ZM236 135V134H235ZM250 135V134H249ZM11 136V135H9ZM17 136V135H15ZM10 137L11 139L9 140V144L8 146V150H6L4 148V152L6 157L11 156V160L14 156H21L22 155V150L20 149L21 147L20 144H22V139L19 137H23V136H17V137ZM123 136V135H121ZM183 136V135H182ZM196 136V134H195ZM234 136V135H233ZM5 137V136H4ZM69 137V136H68ZM71 137V136H70ZM98 137V136H97ZM176 137V136H175ZM217 137V136H216ZM237 137V136H236ZM1 138V136H0ZM3 138V137H2ZM19 138V140H17ZM24 138V137H23ZM74 138V137H73ZM78 138V137H77ZM95 138V137H94ZM104 138V137H102ZM117 138V137H116ZM149 138V137H148ZM212 138V137H211ZM27 141V138H24ZM72 139V138H70ZM101 139V138H100ZM118 139V138H117ZM125 139V138H124ZM192 139V138H191ZM3 140V139H2ZM1 140V141H2ZM107 140V143H106ZM119 140V139H118ZM133 140V139H132ZM186 140V139H185ZM0 141V142H1ZM54 141V140H53ZM63 141V140H62ZM65 141V140H64ZM71 141V140H70ZM124 142V140H121ZM127 141V139H126ZM125 141V144H126ZM220 141V140H219ZM3 142V141H2ZM8 142V141H7ZM101 142V141H100ZM131 142V141H130ZM177 142V141H176ZM62 143V142H61ZM1 144V143H0ZM5 144V143H4ZM64 144V143H63ZM70 144V143H69ZM123 144V143H121ZM129 144V143H127ZM146 144V143H145ZM167 144V143H166ZM175 144V143H174ZM26 145V144H25ZM86 145L87 148H89L87 150H83L85 149L83 146ZM143 145V144H142ZM171 145V144H170ZM173 145V144H172ZM262 145V144H261ZM4 146V145H3ZM2 146V147H3ZM6 146V144H5ZM98 146V145H97ZM125 146V145H123ZM138 146V145H137ZM175 146V145H173ZM172 146V147H173ZM24 147V146H23ZM128 147V146H126ZM132 147V146H129ZM128 147V149H130ZM170 147V146H168ZM218 147V146H217ZM216 147V148H217ZM1 148V147H0ZM136 148V147H135ZM140 148V147H139ZM23 149V148H22ZM146 149V148H145ZM218 149V148H217ZM239 149V148H238ZM36 150V149H35ZM97 150V151H98ZM135 150V149H134ZM137 150V149H136ZM149 150V149H148ZM1 151V150H0ZM51 153L52 150H50ZM49 151V152H50ZM127 151V150H126ZM133 151V149H132ZM138 151V150H137ZM141 151V150H140ZM217 150H214V152ZM220 151V150H219ZM10 152L13 153L14 156H12L10 154ZM17 152V153H16ZM21 152V153H20ZM2 153V151H1ZM0 153V154H1ZM19 153V154H18ZM103 153V152H102ZM124 153V152H123ZM121 152V154H123ZM129 153V151H128ZM147 153V152H145ZM160 153V152H159ZM216 153V152H215ZM24 154V153H23ZM48 154V153H47ZM46 154V155H47ZM99 154V153H98ZM140 154V153H139ZM4 155V156H5ZM8 155V156H7ZM26 155V154H25ZM44 155V154H43ZM94 155V154H92ZM91 155V156H92ZM133 155V154H132ZM24 156V155H23ZM41 155H35L34 158H36V161L39 159ZM50 156V154L48 155ZM89 155V158L91 157ZM100 156V155H99ZM102 156V155H101ZM125 159L128 161V163L131 165V167L133 168V170L135 171V168L133 166V162L130 161L129 157H127V155H124ZM123 156V157H124ZM174 156V155H173ZM188 156V155H187ZM225 156H229V155H225ZM22 157V156H21ZM28 157V156H27ZM134 156H132L133 159ZM218 157V156H217ZM15 158V157H14ZM50 158V161H51ZM95 158V157H92ZM91 158V159H92ZM215 158V157H214ZM227 158V157H225ZM232 158V157H230ZM229 157L228 159L231 160ZM20 159V158H19ZM18 159V161H19ZM42 159V158H41ZM48 159V157L46 158ZM138 159V158H137ZM17 160V159H14ZM26 160V159H25ZM35 160V159H34ZM40 160V159H39ZM98 160V159H97ZM228 160V161H229ZM264 160V159H263ZM21 161V159H20ZM19 161V162H20ZM23 161V160H22ZM31 161V160H29ZM35 161V162H36ZM49 161V160H48ZM96 161V160H95ZM135 161V160H133ZM189 161V160H188ZM211 161V160H210ZM39 162V161H38ZM47 162V161H46ZM91 162V160H90ZM93 162V160H92ZM99 164L101 162L96 161ZM132 162V163H131ZM174 162V161H173ZM224 162V160H223ZM230 162V161H229ZM31 163V162H30ZM44 163V162H43ZM136 163V162H135ZM134 163V164H135ZM185 163V162H184ZM213 163V162H212ZM228 163V162H227ZM255 163L257 164V162L255 161ZM38 164V163H37ZM41 164V163H40ZM54 164V163H51ZM94 164V163H92ZM91 164V165H92ZM98 164V166H99ZM146 164V162H145ZM244 164V163H243ZM26 165L28 166L29 164L26 163ZM32 165V164H31ZM34 165V164H33ZM39 165V164H38ZM56 165V164H54ZM159 165V164H158ZM191 165V164H190ZM193 165V164H192ZM195 165V164H194ZM198 165V164H197ZM204 165V164H203ZM264 165V164H263ZM22 166V165H21ZM40 166V165H39ZM38 166V167H39ZM49 166V165H48ZM57 166V167H58ZM97 166V167H98ZM155 166V165H154ZM169 166V165H168ZM167 166V167H168ZM175 166V165H174ZM189 166V165H188ZM199 166V165H198ZM204 166H209L204 165ZM260 166V165H259ZM25 167V166H24ZM29 167V166H28ZM32 167V166H31ZM43 167V166H40ZM47 167V165H46ZM52 167V166H50ZM54 167V166H53ZM56 167V168H57ZM202 167V166H201ZM245 167V166H244ZM34 168V167H32ZM55 168V169H56ZM86 168V167H85ZM91 168V167H90ZM100 169L102 168L99 167ZM157 168V167H156ZM173 168V167H172ZM187 168V167H186ZM189 168V167H188ZM221 168V167H220ZM260 168V167H258ZM30 169V168H29ZM36 169V167H35ZM45 169V167H44ZM58 169V168H57ZM81 169V168H80ZM89 169V168H88ZM99 169V172H100ZM149 169V168H148ZM176 169V168H175ZM217 169V168H216ZM231 169V168H230ZM238 169V167H237ZM245 169V168H244ZM34 170V169H33ZM49 170V169H48ZM54 170V169H53ZM53 170H49L52 171ZM85 170V169H84ZM98 170V169H97ZM95 170L98 173V171ZM210 170V169H209ZM236 170V169H235ZM241 169H239L240 171ZM243 170V169H242ZM252 170V169H251ZM42 170H40L41 172ZM47 171V168H46ZM45 171V172H46ZM58 171V170H56ZM55 173L57 175V173ZM87 171V170H85ZM218 171V170H217ZM232 171V170H230ZM229 171V172H230ZM249 171V170H248ZM258 171V170H257ZM18 172V171H17ZM21 172V170H20ZM29 172V170L27 171ZM33 172V171H32ZM70 172V175H69ZM91 173V170L89 171ZM95 172V173H96ZM144 172V171H143ZM147 172V170H146ZM160 172V171H159ZM197 172V171H196ZM208 172V171H207ZM219 172V171H218ZM233 172V171H232ZM241 172V171H240ZM259 172V171H258ZM255 172V173H258ZM38 173V172H37ZM51 173V172H50ZM88 173V172H87ZM89 173V174H90ZM93 173V171H92ZM101 173V172H100ZM148 173V172H147ZM147 173L145 175H147ZM221 173V172H220ZM235 173V172H234ZM242 173V172H241ZM41 174V173H40ZM47 174V173H46ZM88 174V175H89ZM94 174V173H93ZM102 174V173H101ZM136 174V178L137 181L138 176L137 173L135 171ZM141 174V173H140ZM144 174V173H142ZM211 174V173H210ZM48 175V174H47ZM52 175V174H51ZM69 175V177H68ZM87 175V176H88ZM98 175V174H97ZM97 175H94L97 176ZM139 175V173H138ZM182 175V174H181ZM193 175V174H191ZM214 175V173H213ZM220 175V174H219ZM227 175V174H226ZM254 175V173H253ZM257 176H255V179H253L252 181H250L247 184H244L243 188L241 191H239L237 193V197L234 198L233 200H230V202H226L225 206L222 205L224 210L227 206H231L232 204H234V202L238 201L239 199H241L244 195L252 193V189L254 188L255 185H258L260 183H264V177L260 176L258 174H256ZM263 175V173H262ZM29 176H31L29 174ZM38 176V175H37ZM36 176V177H37ZM42 176V174L40 175ZM46 176V175H45ZM43 176V178L45 177ZM49 176V175H48ZM84 175L82 174L81 177H83ZM93 176V175H92ZM100 176V175H99ZM140 176V175H139ZM143 176V175H142ZM149 176V175H148ZM159 176V175H158ZM235 176V175H233ZM239 176V175H238ZM241 176V174H240ZM34 177V176H33ZM56 177V176H55ZM79 177V178H81ZM98 177V176H97ZM150 177V176H149ZM163 177V175H162ZM165 177V176H164ZM175 177V176H174ZM184 177V176H182ZM198 177V176H197ZM210 177V176H208ZM214 177V176H212ZM225 177V176H224ZM47 178V177H45ZM54 178V177H52ZM140 178V177H139ZM180 178V177H179ZM211 178V177H210ZM230 178V176H229ZM232 178V177H231ZM248 178V177H246ZM144 179V178H143ZM203 179V178H202ZM212 179V178H211ZM210 179V180H211ZM236 179V178H233ZM36 180V179H35ZM44 180V179H43ZM42 180V182H44ZM48 180V179H47ZM55 180V179H54ZM196 180V179H195ZM230 180V179H229ZM83 181V179H82ZM144 181V180H143ZM198 181V179H197ZM206 184H207V180ZM232 181V180H231ZM39 182V181H38ZM84 182V181H83ZM164 182V181H163ZM169 182V181H168ZM223 182V181H222ZM227 182V181H226ZM48 183V182H47ZM88 183V182H87ZM141 184V182H139ZM182 183V182H181ZM229 182H227L228 184ZM33 184V183H32ZM53 184V183H52ZM82 184V183H81ZM84 184V183H83ZM140 184L138 186L139 191H140ZM143 184V182H142ZM243 184V183H242ZM50 185V184H49ZM138 185V184H137ZM155 185V184H154ZM205 185V184H204ZM222 185V184H221ZM225 185V184H224ZM39 186V185H38ZM44 186V185H43ZM47 186V184H46ZM56 186V185H54ZM107 186L110 187L111 191H110V199H107V196H105V194L102 195L99 191H103L104 189L107 190ZM36 187V186H35ZM166 187V185H165ZM168 187V186H167ZM242 187V186H241ZM258 187V186H256ZM44 188V187H43ZM47 188V187H46ZM141 188H145V187H141ZM157 188V187H156ZM161 188V186L159 187ZM42 189V188H41ZM50 189V188H49ZM47 189V190H49ZM54 189V188H53ZM152 189H154L152 187ZM201 189V187H200ZM261 189V188H260ZM45 190V188H44ZM52 190V189H51ZM160 190V189H159ZM35 191V192H36ZM53 191V190H52ZM84 191V192H85ZM138 191V190H137ZM143 191V190H142ZM165 191V190H164ZM171 191V190H170ZM214 191V190H213ZM212 191V192H213ZM236 191V190H235ZM256 191V190H255ZM67 192V194H66ZM146 192V194H147ZM186 192V191H185ZM208 192V191H207ZM215 192V191H214ZM86 193V192H85ZM107 193V192H106ZM167 193V192H166ZM211 193V191H210ZM149 194V193H148ZM160 194V196L158 195ZM164 195V194H163ZM83 196V195H82ZM152 196V195H151ZM223 196V195H221ZM148 197V196H147ZM165 197V195H164ZM70 198V199H69ZM161 198V199H160ZM185 198V197H184ZM190 198V197H189ZM221 199V198H220ZM73 200V201H74ZM163 200V199H162ZM73 201H71L72 205L74 204ZM75 201V202H76ZM81 201V200H80ZM78 201V202H80ZM85 201V200H83ZM135 201L138 202V199L136 198ZM173 201V200H172ZM176 201V200H175ZM198 201V200H197ZM224 201V200H223ZM163 202V201H162ZM201 202V200H200ZM85 203V202H84ZM168 203V202H167ZM185 203V202H184ZM188 203V202H187ZM193 203V202H191ZM65 204V203H64ZM68 204V203H67ZM76 204V203H75ZM179 204V203H178ZM190 204V203H189ZM50 205V206H52ZM70 205V206H72ZM82 205V204H80ZM79 205V206H80ZM88 205V204H87ZM181 205V204H179ZM188 205V204H187ZM194 205V204H193ZM220 205V204H219ZM43 206V204H42ZM74 206V205H73ZM78 206V205H77ZM163 206V205H162ZM172 206V205H171ZM198 205H196L195 207H197ZM176 207V206H175ZM190 207V206H189ZM194 207V206H193ZM202 207V206H201ZM28 208V207H27ZM50 208V207H49ZM52 208V207H51ZM67 211H71L73 212V209H78L75 206L73 208H69V206L66 207ZM86 209V207H84ZM170 208V207H169ZM173 208V207H171ZM199 208V206H198ZM197 208V209H198ZM34 209V208H33ZM56 209V210H57ZM98 209V208H97ZM47 210V209H46ZM45 210V211H46ZM49 210V209H48ZM47 210V211H48ZM55 210V211H56ZM58 210V211H59ZM84 210V209H83ZM89 210V209H88ZM164 210V208H163ZM182 210V208H181ZM194 210V209H193ZM196 210V208H195ZM42 211V210H41ZM52 211V210H49ZM48 211V212H49ZM54 211V210H53ZM56 211V212H58ZM66 211V210H65ZM79 211V210H78ZM77 211V212H78ZM81 211V210H80ZM93 211V210H92ZM95 211V210H94ZM197 211V210H196ZM47 212V213H48ZM69 212V213H71ZM76 212V213H77ZM86 212V211H85ZM99 212V210H98ZM170 212V211H169ZM194 212V211H193ZM222 212V211H221ZM33 213V212H32ZM39 213V212H38ZM42 213V212H41ZM51 213V212H50ZM54 213V212H53ZM68 213V212H67ZM65 213L67 216L68 214ZM79 213V212H78ZM84 213V211H83ZM180 213V212H179ZM42 214H46V213H42ZM72 216H74V213ZM81 214V213H80ZM91 214V213H90ZM206 214V213H205ZM34 215V214H33ZM39 215V214H38ZM56 215H61L59 213H57ZM78 215V214H76ZM100 215V214H99ZM184 215V214H183ZM193 215V214H192ZM201 215V214H200ZM44 216V215H42ZM42 216H39L42 217ZM65 216V215H63ZM62 216V217H63ZM71 216V217H72ZM185 216V215H184ZM197 216V213H196ZM47 217V216H46ZM61 217V218H62ZM70 217V216H69ZM78 217H82V216H78ZM98 217V215H97ZM220 217V216H219ZM44 218V217H43ZM51 218V217H50ZM49 218V219H50ZM53 218L54 214H53ZM50 221L51 223L54 222V220L56 221V219H59V216ZM66 218V217H65ZM76 218V216L74 217ZM73 218V219H74ZM211 218V217H210ZM46 219V218H44ZM83 219V218H82ZM101 219V218H100ZM198 219V223L199 225H196L195 228H202L203 227V222L204 220L199 217ZM196 219V220H197ZM40 220V219H39ZM43 220V219H42ZM80 220V219H78ZM92 220V219H91ZM102 220V219H101ZM44 221V220H43ZM58 221V220H57ZM68 221V218H67ZM66 221V222H67ZM72 221V220H70ZM249 221V220H247ZM39 222V221H38ZM42 222V221H41ZM73 222V221H72ZM75 222V221H74ZM78 223V221H76ZM82 222V221H81ZM87 222V220H86ZM97 222V221H96ZM100 222V221H99ZM187 222V221H186ZM44 223V222H42ZM45 223H47L45 221ZM49 223V222H48ZM57 222H54V224H56ZM70 223V222H69ZM144 224V227L142 226V224ZM208 223V222H207ZM53 224V223H52ZM62 224V222H61ZM80 224V221H79ZM211 224V223H210ZM246 224V223H245ZM264 224V223H263ZM67 225V224H65ZM83 225V224H82ZM90 225V224H89ZM206 225V224H205ZM238 225V224H237ZM44 226V225H43ZM41 225V227H43ZM51 226V225H50ZM55 226V225H54ZM74 226V225H73ZM98 226V224H97ZM46 227V225L44 226ZM56 227V226H55ZM61 229H62V225H60ZM65 227V226H64ZM69 227V224H68ZM90 227V226H89ZM99 227V226H98ZM67 228V227H66ZM66 228H64V231L66 230ZM70 228V227H69ZM74 228H77L74 226ZM101 228V227H100ZM47 229V228H46ZM50 229V228H49ZM57 229V228H56ZM59 229V227H58ZM60 229V230H61ZM73 229L72 227L70 228V230ZM43 230V229H42ZM201 230V229H200ZM49 231V230H48ZM59 231V230H58ZM63 230H61V233ZM67 231V230H66ZM72 231V230H71ZM144 231L146 232V238H144ZM206 231V230H205ZM252 231V226L249 227V225H241L238 226L237 230H233L232 233L230 234V236L226 239V242H224L223 246H220L219 248V252H217V256H215L214 254H210L209 260L213 261L217 259V262L220 264H231L227 261V256L226 254H228L231 251H235L238 250V248H240V244L244 243L243 240L245 241V239L247 240V233ZM50 232V231H49ZM78 232V231H77ZM85 232V231H84ZM208 232V231H207ZM52 229H51V234H52ZM56 233V232H54ZM189 233V234H188ZM39 234V233H38ZM48 234V233H47ZM58 234V233H57ZM56 234V235H57ZM60 234V232H59ZM66 235V233H63ZM63 234L60 235L63 237ZM69 234V233H67ZM196 234V233H195ZM199 234V233H198ZM54 235V234H53ZM55 235V236H56ZM71 235V234H69ZM213 235V234H212ZM260 235V234H259ZM35 236V235H34ZM32 236V237H34ZM40 236V235H39ZM47 236V235H46ZM59 236V235H58ZM78 236V235H77ZM201 236V235H200ZM263 236V235H262ZM65 237V236H64ZM63 237V238H64ZM76 237V236H75ZM249 237V235H248ZM42 238V237H41ZM48 241L50 240L49 237ZM53 238V237H52ZM70 238V237H69ZM68 237L66 238L69 239ZM72 238V237H71ZM74 238V236H73ZM219 238V237H218ZM35 239V238H34ZM54 239V238H53ZM75 239V238H74ZM83 239V238H81ZM105 239V238H104ZM125 239V238H124ZM196 239V238H195ZM203 239V237H202ZM72 240V239H70ZM210 240V239H209ZM208 240V241H209ZM213 240L214 244L215 242H218V240L216 238L211 239ZM47 241V240H45ZM47 241V242H48ZM56 241V240H55ZM59 241V240H58ZM69 241V240H68ZM107 241V240H106ZM105 241V242H106ZM206 241V240H205ZM36 242V241H35ZM52 242V240H51ZM57 242V241H56ZM198 242V241H197ZM248 242V240H247ZM251 242V241H250ZM59 243V242H58ZM74 243V242H73ZM72 243V244H73ZM195 243V242H194ZM63 244V243H62ZM77 244V243H76ZM75 244V245H76ZM47 245V244H46ZM50 245V244H49ZM45 246L48 249V246ZM54 245V244H53ZM59 245V244H58ZM74 245V246H75ZM194 245V244H193ZM206 246V245H204ZM40 247V246H39ZM44 247V245L42 246ZM70 247V246H68ZM194 247V246H193ZM51 248V247H50ZM56 248V247H54ZM58 248V247H57ZM63 248V247H62ZM61 248V250H62ZM75 248H77V246H75ZM198 248V247H197ZM204 248V247H203ZM40 249V248H39ZM45 249V250H47ZM53 249V248H52ZM201 249V248H198ZM244 249V248H243ZM50 249H48L49 251ZM55 250V249H54ZM57 250V249H56ZM69 250V249H67ZM194 250V249H193ZM227 250L228 253L225 251ZM39 253L41 252L40 250ZM44 251V250H42ZM47 251V252H48ZM59 251V250H58ZM196 251V250H195ZM26 252V251H25ZM45 252V253H47ZM52 252V250H50L48 253ZM66 252V251H65ZM75 252V251H74ZM193 252V251H192ZM205 250H201L199 251V254L196 256V258L194 259V262L198 260V258L201 256L202 253H205ZM237 252V251H235ZM38 253V252H36ZM42 253V252H41ZM54 253V252H53ZM60 253V252H59ZM198 253V250H197ZM224 253H226V257L223 255ZM52 254V253H51ZM49 255V254H48ZM194 255V254H193ZM230 255V254H229ZM235 255V254H234ZM51 256V255H50ZM53 256V255H52ZM51 256V257H52ZM92 256V255H91ZM214 256V258H213ZM224 256V257H222ZM57 257V256H56ZM120 257V256H119ZM230 257H232L230 255ZM43 258V257H42ZM121 258V260H122ZM137 258V257H136ZM135 258V259H136ZM162 258V257H161ZM212 258V259H211ZM244 258V257H243ZM47 259V258H46ZM49 259V258H48ZM47 259V260H48ZM57 259V258H55ZM54 259V261H55ZM58 262H60V264H77L81 261V255L77 252L76 254L73 253L72 251H67L66 253H63L60 255V257L58 258ZM92 260V258H91ZM132 260V259H131ZM162 260V259H161ZM164 260H167L166 258H164ZM170 260V259H169ZM174 260V259H173ZM193 260V259H192ZM200 260V259H199ZM198 260V261H199ZM43 261L45 262V260L43 259ZM160 261V260H159ZM182 261V260H181ZM208 261V259H207ZM118 262V261H117ZM175 262V261H174ZM177 262V261H176ZM49 263H54L53 259H49ZM55 263H57L55 261ZM88 263V262H87ZM123 263V262H122ZM133 263V262H132ZM135 263V262H134ZM242 263V262H241ZM249 263V262H248ZM48 264V263H47ZM59 264V263H58ZM86 264V263H85ZM142 264H151L150 261L144 259L142 261ZM211 264V263H210Z\"/></svg>",
	"mask_w": 264,
	"mask_h": 264
}]
</instances>
